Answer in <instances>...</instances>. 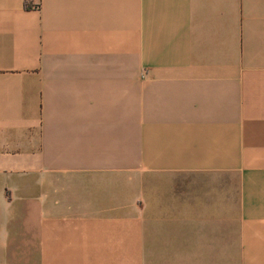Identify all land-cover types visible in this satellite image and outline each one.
I'll return each mask as SVG.
<instances>
[{
	"label": "crops",
	"instance_id": "obj_1",
	"mask_svg": "<svg viewBox=\"0 0 264 264\" xmlns=\"http://www.w3.org/2000/svg\"><path fill=\"white\" fill-rule=\"evenodd\" d=\"M0 264H264V0H0Z\"/></svg>",
	"mask_w": 264,
	"mask_h": 264
},
{
	"label": "rangeland",
	"instance_id": "obj_2",
	"mask_svg": "<svg viewBox=\"0 0 264 264\" xmlns=\"http://www.w3.org/2000/svg\"><path fill=\"white\" fill-rule=\"evenodd\" d=\"M233 255H229V260H231V257H232Z\"/></svg>",
	"mask_w": 264,
	"mask_h": 264
}]
</instances>
